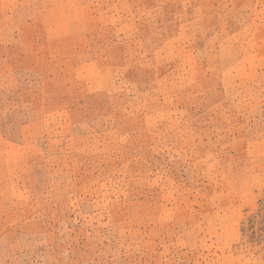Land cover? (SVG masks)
<instances>
[{
    "label": "rangeland",
    "instance_id": "obj_1",
    "mask_svg": "<svg viewBox=\"0 0 264 264\" xmlns=\"http://www.w3.org/2000/svg\"><path fill=\"white\" fill-rule=\"evenodd\" d=\"M0 264H264V0H0Z\"/></svg>",
    "mask_w": 264,
    "mask_h": 264
}]
</instances>
